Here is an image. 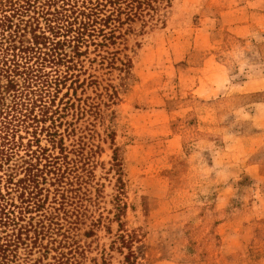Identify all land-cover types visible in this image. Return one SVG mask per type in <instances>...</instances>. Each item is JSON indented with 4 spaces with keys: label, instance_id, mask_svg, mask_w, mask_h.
I'll use <instances>...</instances> for the list:
<instances>
[{
    "label": "rangeland",
    "instance_id": "rangeland-1",
    "mask_svg": "<svg viewBox=\"0 0 264 264\" xmlns=\"http://www.w3.org/2000/svg\"><path fill=\"white\" fill-rule=\"evenodd\" d=\"M157 5L82 48L60 128L76 171L57 201L44 185L63 261L264 264V0ZM43 253L13 264H57Z\"/></svg>",
    "mask_w": 264,
    "mask_h": 264
},
{
    "label": "trees",
    "instance_id": "trees-1",
    "mask_svg": "<svg viewBox=\"0 0 264 264\" xmlns=\"http://www.w3.org/2000/svg\"><path fill=\"white\" fill-rule=\"evenodd\" d=\"M163 1L0 0V264L36 248L67 264L65 218L46 207L44 185H56L57 201L76 171L60 128L76 106L69 90L80 81L82 48L115 44L124 25H145Z\"/></svg>",
    "mask_w": 264,
    "mask_h": 264
}]
</instances>
